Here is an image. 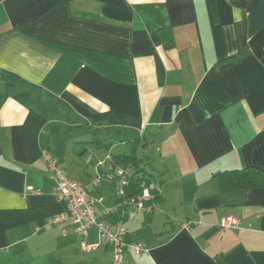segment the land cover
I'll use <instances>...</instances> for the list:
<instances>
[{
  "label": "crops",
  "instance_id": "crops-1",
  "mask_svg": "<svg viewBox=\"0 0 264 264\" xmlns=\"http://www.w3.org/2000/svg\"><path fill=\"white\" fill-rule=\"evenodd\" d=\"M115 145L159 156L152 214L118 200ZM44 148L146 246L124 264H264V188L218 178L264 171V0L0 3V264H112L96 228L85 250L51 222L67 205Z\"/></svg>",
  "mask_w": 264,
  "mask_h": 264
},
{
  "label": "built area",
  "instance_id": "built-area-1",
  "mask_svg": "<svg viewBox=\"0 0 264 264\" xmlns=\"http://www.w3.org/2000/svg\"><path fill=\"white\" fill-rule=\"evenodd\" d=\"M43 157L47 162V167L52 179L55 182V195L67 205V212L56 218L52 223H67L74 227L76 233L81 237V246L85 250H93L98 245H91L86 241L89 231L96 228L101 243L111 248L112 264H124L125 248L134 252L136 257H140L147 252L145 245L141 243L126 245L125 235L126 228L120 223H109L97 215L96 206L101 203L102 199H95L90 196L87 188L69 177L67 172L62 168L58 159L53 157L49 150L43 149ZM119 177L118 195L122 198L120 202L135 207L138 213L151 214L155 211V202L152 191L160 192L161 187L157 183H151L145 187L139 196L128 198L125 195L124 186L128 183V176L122 168L117 171ZM98 180L91 183L95 185ZM115 208L105 210L104 215L112 214ZM191 221L182 223V228L188 229L193 226ZM240 222L237 218L230 217L224 219L220 228L233 230L239 228Z\"/></svg>",
  "mask_w": 264,
  "mask_h": 264
},
{
  "label": "trees",
  "instance_id": "trees-1",
  "mask_svg": "<svg viewBox=\"0 0 264 264\" xmlns=\"http://www.w3.org/2000/svg\"><path fill=\"white\" fill-rule=\"evenodd\" d=\"M3 1L5 0H0V3ZM116 139H118V137ZM104 145L106 146V143H104ZM113 158L111 162L113 167L122 168L128 176V183L124 186L126 197L131 198L139 196L145 187L149 186L151 183H155L152 179L156 178L155 175L150 173L147 169V158L137 155L134 148L131 149L130 153L127 155L121 152L113 153ZM218 178L220 181V189L224 192L264 188V171L255 167H246L240 170L224 172L219 174ZM119 180L117 184L118 189ZM152 194L154 196L153 201L156 202L159 197V192L153 190ZM117 196L119 201L124 197L118 195V190Z\"/></svg>",
  "mask_w": 264,
  "mask_h": 264
},
{
  "label": "rangeland",
  "instance_id": "rangeland-1",
  "mask_svg": "<svg viewBox=\"0 0 264 264\" xmlns=\"http://www.w3.org/2000/svg\"><path fill=\"white\" fill-rule=\"evenodd\" d=\"M132 147V146H131ZM114 150L113 152H117L118 150L120 151H123V152H128V149H131V148H127L126 146H121V147H118L117 145L113 146ZM131 151V150H130ZM138 155L140 157H145V156H148V155H151L152 157V160L151 161V165H153L155 167V169H152L150 166H149V169L148 171L150 173H153L155 174V176L157 177L158 176V171L161 169L160 166L158 165L159 164V156H157V153L154 152L153 148L149 149L148 151L144 149L143 145H139L138 146ZM157 172V173H156Z\"/></svg>",
  "mask_w": 264,
  "mask_h": 264
},
{
  "label": "water",
  "instance_id": "water-1",
  "mask_svg": "<svg viewBox=\"0 0 264 264\" xmlns=\"http://www.w3.org/2000/svg\"><path fill=\"white\" fill-rule=\"evenodd\" d=\"M162 37L164 36V34L161 35ZM165 41V40H164Z\"/></svg>",
  "mask_w": 264,
  "mask_h": 264
}]
</instances>
